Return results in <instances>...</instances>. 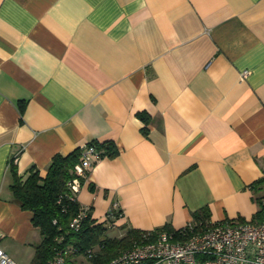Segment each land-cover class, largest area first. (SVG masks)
<instances>
[{
	"label": "crops",
	"instance_id": "crops-1",
	"mask_svg": "<svg viewBox=\"0 0 264 264\" xmlns=\"http://www.w3.org/2000/svg\"><path fill=\"white\" fill-rule=\"evenodd\" d=\"M106 140L116 155L76 193L106 234L180 227L202 207L250 220L264 195V0H0V246L15 264L41 235L12 199L10 157L45 175L55 153Z\"/></svg>",
	"mask_w": 264,
	"mask_h": 264
},
{
	"label": "trees",
	"instance_id": "trees-1",
	"mask_svg": "<svg viewBox=\"0 0 264 264\" xmlns=\"http://www.w3.org/2000/svg\"><path fill=\"white\" fill-rule=\"evenodd\" d=\"M23 108L24 103H20V112ZM138 117L144 121L148 120V115L144 112H138ZM87 144L94 145L101 156H114L117 153L115 144L111 140L92 141ZM81 153L80 147L67 154L55 153L46 167L45 175H41L39 169L33 166L25 176L20 175L14 160L16 156L10 157L8 173L11 179L9 189L12 199L22 209L31 212V223L38 228L41 235L40 241L34 246L32 264H50L56 250L63 245L74 247L75 255H81L85 264H89L85 257L86 250L94 248L95 255L91 258L90 264H103L130 246L133 240L145 231L126 228L121 236H109L106 234V226L95 223L89 210L77 229L69 226L71 219L82 207L76 198H70L67 187L68 181L76 176L80 182L84 179V175H79L75 171V165L80 161ZM255 183L264 185V176L257 179ZM256 202L258 209L250 220L264 222V195L257 196ZM193 219L209 220L208 208L202 207L194 211ZM171 227L166 224L158 230ZM58 238L61 240L59 241ZM70 256L72 254L66 256V261L74 264Z\"/></svg>",
	"mask_w": 264,
	"mask_h": 264
},
{
	"label": "built area",
	"instance_id": "built-area-1",
	"mask_svg": "<svg viewBox=\"0 0 264 264\" xmlns=\"http://www.w3.org/2000/svg\"><path fill=\"white\" fill-rule=\"evenodd\" d=\"M245 74L247 70L242 72ZM80 148L82 153L75 171L84 175L101 155L94 145L86 143ZM80 184L78 176L68 181L71 199L76 198ZM88 210L82 206L69 226L77 229ZM106 218L113 225L111 210L106 212ZM2 235L0 230V239ZM68 254L75 255L76 249L70 245L59 247L50 264H71L66 261ZM94 255V248L86 250L89 264ZM0 264H15L1 246ZM103 264H264V222L191 218L180 227L144 231L130 246Z\"/></svg>",
	"mask_w": 264,
	"mask_h": 264
},
{
	"label": "rangeland",
	"instance_id": "rangeland-1",
	"mask_svg": "<svg viewBox=\"0 0 264 264\" xmlns=\"http://www.w3.org/2000/svg\"><path fill=\"white\" fill-rule=\"evenodd\" d=\"M109 236H114L115 233H107ZM19 253V259L16 261V264H32L31 258H32V253H33V246L30 244H26L24 246H20L18 249ZM79 259L82 261L84 258L81 255H78ZM77 264V263H76Z\"/></svg>",
	"mask_w": 264,
	"mask_h": 264
}]
</instances>
